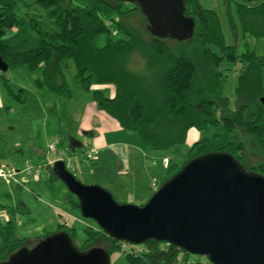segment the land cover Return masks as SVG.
Here are the masks:
<instances>
[{
  "label": "trees",
  "instance_id": "16d2710c",
  "mask_svg": "<svg viewBox=\"0 0 264 264\" xmlns=\"http://www.w3.org/2000/svg\"><path fill=\"white\" fill-rule=\"evenodd\" d=\"M224 1L229 37L223 33L214 10L203 8L199 0H185L184 15L194 22L193 36L182 42L184 47L175 54L164 39L152 35L144 42L125 28L122 20L126 16L141 13L135 3L0 0V56L8 70L41 69L37 86H45L67 100L71 98L63 69L67 61H72L76 84L91 92L99 110L121 129L136 135L144 149L173 151L160 186L189 160L213 152L228 153L245 170L264 177V162L246 167L245 145L234 137L243 131L264 150V55H258L247 40L264 39V0H253L256 4L252 0ZM134 50L146 56L147 73L139 75L127 68ZM237 64L241 67L235 76L232 109L223 90L228 73ZM0 82L14 95L5 73L0 72ZM93 85H112L114 94L109 96L106 89L91 91ZM191 128L211 134L179 156ZM72 204L79 209L78 201ZM19 211L15 208L8 212L14 215ZM14 229L13 220L0 222V233L4 235L0 262L7 261L26 242V238L16 237ZM100 231L84 228L87 238L77 248L88 251ZM58 232H65L75 243V230L63 224L42 239ZM108 241L110 247L105 251L109 256L121 250L120 241L109 236ZM124 257L128 264H193L192 255L185 250L154 239L139 247L131 246Z\"/></svg>",
  "mask_w": 264,
  "mask_h": 264
},
{
  "label": "rangeland",
  "instance_id": "374dc122",
  "mask_svg": "<svg viewBox=\"0 0 264 264\" xmlns=\"http://www.w3.org/2000/svg\"><path fill=\"white\" fill-rule=\"evenodd\" d=\"M199 2L203 8L214 10L217 13L223 33L229 37L225 17L227 10L225 1L199 0ZM252 3L256 4V1L252 0ZM122 21L126 29L139 35L144 42H148L152 38L149 25L141 13L128 15ZM247 40L255 46L258 55H264V39L247 38ZM164 42L175 54L182 46L184 47V43L172 38H166ZM232 42L237 43L236 39H233ZM66 63L67 66L63 69V75L70 91L71 99L69 100L64 96H56L45 86H37V79L42 78L41 69L36 71H30L26 68L9 69L5 73V78L9 80V86L14 95L9 94V91L0 82V137H2L0 140V167L22 170L25 168V161L31 165L49 164L46 174L44 173L37 178L26 177L22 186H16L12 182L7 185L0 179V212L9 214L12 220V217L14 219L15 217L8 211L14 208L20 210L17 216L18 223L15 220L14 233L19 239L26 238L22 248L34 247L46 233L57 231L59 223L62 222L68 225L72 224L76 233L74 241L76 247H81L87 238L84 228L91 227L94 231L100 230L93 220L81 216L79 209L72 204V202H77L76 197L54 176L52 166L60 159V153H64V161L69 167L68 171L83 185L103 188L111 194L117 204L139 207L144 206L160 188L162 180L166 177V163L174 156L173 151H154L144 149L142 146H140L141 148H130L129 178L125 179V183H121L124 189L121 192L105 189L99 180L98 167L101 160H97L100 155L99 152V156L95 154L98 147L94 144L95 136L100 133L99 129L102 125L96 123L101 120L99 113L114 119L97 108L90 91L78 87L74 78L75 67L72 61ZM147 67L145 55L138 50L130 53L127 63V68L130 71L142 75L147 73ZM240 67L241 65L237 64L233 72L228 73V80L224 84L223 91L225 96L229 98L232 109L235 108V76ZM108 87L113 86L93 85L91 91L94 89L109 91ZM85 113L93 116L90 117V120L94 125L96 124V128L94 125L88 130L82 128L81 120ZM121 130H118V134L111 136V139L122 141L123 134L137 139L136 135ZM210 134L211 132H199L191 128L187 133L184 145L179 149L178 155L186 154L195 142L210 136ZM234 137L245 145L246 167L251 168L264 162V150L253 137L246 135L243 131H239ZM137 143L140 145L139 141ZM55 144H57V153H49V146ZM18 145L21 149L17 147ZM35 148L39 151V157L33 151ZM18 149L22 151L20 152ZM74 153L75 155H73ZM39 158L41 160L38 161ZM17 177L21 178L20 175ZM133 180L135 183L131 184ZM150 186L157 187L150 191ZM55 210L77 215L83 223L75 222L66 214V217H60V219ZM100 232V236L88 245L89 250L92 248L105 250V248L110 247L108 236L102 231ZM3 242L4 235L0 233V246ZM120 246L121 250L110 256L111 264H128L124 255L129 253L133 245L121 242ZM141 249L140 247L136 250ZM190 262L193 264L197 262L210 264L206 257L194 255H192Z\"/></svg>",
  "mask_w": 264,
  "mask_h": 264
},
{
  "label": "water",
  "instance_id": "95a60500",
  "mask_svg": "<svg viewBox=\"0 0 264 264\" xmlns=\"http://www.w3.org/2000/svg\"><path fill=\"white\" fill-rule=\"evenodd\" d=\"M135 3L151 34L184 42L194 22L184 15L185 0H122ZM8 65L0 56V72ZM264 105V97L261 98ZM54 176L76 197L83 218L107 236L137 246L167 242L210 264H264V177L245 170L233 156L213 152L189 160L144 206L120 205L99 186L79 182L65 162ZM0 264H111L100 248L80 251L65 232L23 247Z\"/></svg>",
  "mask_w": 264,
  "mask_h": 264
},
{
  "label": "crops",
  "instance_id": "0c3cea01",
  "mask_svg": "<svg viewBox=\"0 0 264 264\" xmlns=\"http://www.w3.org/2000/svg\"><path fill=\"white\" fill-rule=\"evenodd\" d=\"M108 90H109L108 95L112 97L114 94V87H108ZM99 114H100L101 120L99 122H97L96 124H98L100 126L102 125V127L99 129L101 134L99 133L98 135H96L95 139H94L95 140L94 144L98 147L97 152L95 150V154L98 155V152H99L100 156L98 155L99 159L97 157V160H101L100 161L101 164L98 167V171L100 173V179L99 180L101 181L102 185L105 186V189L108 188V189H110V190L112 189L116 192H121L124 189L123 186L121 185V183H125V179L129 178L128 171L130 170V168H129V151H130V148H133V147L141 148L140 147L141 145H139L137 143L138 138L137 139L135 137L131 138L132 136L123 134L122 132H120V134H123L122 135V141H115L114 139H111V136L119 133L118 130L122 131L121 127L119 126V124L115 120H112V119L106 117L102 113H99ZM90 117H93V116L89 113L88 114L85 113V115L82 117L81 121H82V128L83 129L88 130V129H91L93 127L94 124L91 122ZM79 118L81 119V117H79ZM95 128H96V126H95ZM97 130H98V128H97ZM1 139H2V137H0V140ZM105 146H107V147H105ZM17 147L20 148L19 145ZM18 151L21 152L22 150L18 149ZM33 151H34V153H36V156L39 157V151L36 148ZM60 154L64 156V153H60ZM73 155H75V153ZM91 155H93V154H91ZM39 160H41V159L39 158L38 161ZM132 182H131V184H134L135 180H133ZM3 183H5V182L3 181ZM5 184L8 185L9 183H5ZM14 185H16V184H14ZM156 187L157 186H155L154 188H156ZM154 188L151 186L149 187L150 191ZM58 212H59L58 210H55L56 214ZM4 214H6V213L0 212V216L1 215L3 216ZM64 214H66L67 216L69 215V217L72 218L75 222H79L81 224L83 223L81 220H79L80 217L77 215H71V214H68L66 212ZM6 215H8L9 218L11 217L9 214H6ZM13 216L16 218L18 216V213H15ZM57 216H58V214H57ZM59 225H62V223H59ZM65 226L70 228V227H72V224H69V225L67 224Z\"/></svg>",
  "mask_w": 264,
  "mask_h": 264
},
{
  "label": "built area",
  "instance_id": "2783aa9c",
  "mask_svg": "<svg viewBox=\"0 0 264 264\" xmlns=\"http://www.w3.org/2000/svg\"><path fill=\"white\" fill-rule=\"evenodd\" d=\"M48 152L51 154H56L57 153V144L55 145H50L48 148ZM64 161V156L61 155L60 159ZM65 162V161H64ZM66 165V163H65ZM67 169L69 168L68 165H66ZM49 168V164L48 163H41V164H36V165H31L29 162H25V168L22 170H17L14 168H5V167H0V179H2L5 183H14L18 186H22V184L26 181V177H40L43 173H46L47 170ZM20 175L21 178H18L17 176ZM59 217H66L65 214L61 211H59L58 213ZM13 222L18 223V219L17 217L15 219H13ZM11 219L9 218L8 215L4 214L3 216H0V222L2 223H7L10 222ZM63 225H67L65 222H62Z\"/></svg>",
  "mask_w": 264,
  "mask_h": 264
}]
</instances>
